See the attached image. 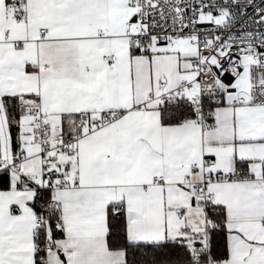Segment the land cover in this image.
Returning a JSON list of instances; mask_svg holds the SVG:
<instances>
[{
  "label": "snow or ice",
  "instance_id": "6c2138e0",
  "mask_svg": "<svg viewBox=\"0 0 264 264\" xmlns=\"http://www.w3.org/2000/svg\"><path fill=\"white\" fill-rule=\"evenodd\" d=\"M0 264H264V0H0Z\"/></svg>",
  "mask_w": 264,
  "mask_h": 264
}]
</instances>
